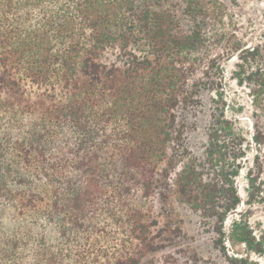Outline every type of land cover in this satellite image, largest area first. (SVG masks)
Instances as JSON below:
<instances>
[{"label": "trees", "instance_id": "trees-1", "mask_svg": "<svg viewBox=\"0 0 264 264\" xmlns=\"http://www.w3.org/2000/svg\"><path fill=\"white\" fill-rule=\"evenodd\" d=\"M207 18L200 0H0V264H159L185 236L174 204L226 252L250 142L218 109L203 154H186L181 117L205 82L191 78ZM241 57L239 81L260 95L264 41ZM260 177L249 170V205L263 201ZM229 240L264 253L247 218Z\"/></svg>", "mask_w": 264, "mask_h": 264}, {"label": "rangeland", "instance_id": "rangeland-1", "mask_svg": "<svg viewBox=\"0 0 264 264\" xmlns=\"http://www.w3.org/2000/svg\"><path fill=\"white\" fill-rule=\"evenodd\" d=\"M200 1L209 14L204 26L202 55L205 60L192 75L191 82L199 84L201 79L205 82L199 84L196 101L181 112L185 121L186 154L198 157L203 154L213 113L224 110L225 116L250 142L235 179L241 203L224 222L226 252L214 247L215 234L201 222L199 214L180 204H174L172 208L168 206V213L172 212L185 236L176 246L159 252L155 258L159 264L165 256H171L181 264H232L227 256H234L264 264V253L251 251L244 243L229 240L232 224L244 217L264 243V198L253 205L247 203L248 172L251 168L261 173L260 181L264 188V145L259 148L252 140L258 127L264 142V92L259 95L249 83L239 81V74L246 76L251 72L249 67L245 72L243 70V51L264 41V0ZM181 8L182 5L179 6ZM151 203L156 214H167L157 195L151 198Z\"/></svg>", "mask_w": 264, "mask_h": 264}]
</instances>
